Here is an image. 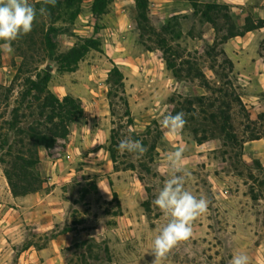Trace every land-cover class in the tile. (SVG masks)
<instances>
[{"label": "rangeland", "instance_id": "obj_1", "mask_svg": "<svg viewBox=\"0 0 264 264\" xmlns=\"http://www.w3.org/2000/svg\"><path fill=\"white\" fill-rule=\"evenodd\" d=\"M93 2L81 0L82 11L74 21L70 11L63 14L64 20L57 21L54 53L67 52L84 37H95L98 49H91L73 70L60 68L55 55L42 50L43 45L36 56V63L44 68L47 62L57 66L50 83L52 90L61 97H80L85 112L66 138L50 150L41 148L39 167L46 178L43 190L16 196L0 160V264H70L75 243L89 237L109 240L115 261L112 264H152L153 241L168 222L154 201L170 177L167 157L179 147L185 148L182 163L190 173L185 188L205 198L208 210L193 222L190 240L174 248L161 264H230L236 253L247 254L250 264H264V60L258 51L264 31L254 29L226 44L243 83L239 92L246 109L234 107L231 120L239 140L228 141L214 122L205 123L200 116L194 121L186 110H181L187 121L183 132L179 136L169 134L166 139L161 114L181 112L177 105L184 98L181 94L212 95L203 86L188 85L176 78L169 63L175 64L181 75L190 65H197L212 81L218 80L212 64H220L221 59L216 63L210 53L217 27L195 15L188 4L181 7L180 3L147 0L146 20L142 0H111L101 17L93 13ZM255 2L238 5L233 12L236 21L242 24L248 13L256 19L264 18V0ZM51 22L49 19L46 27ZM139 28L145 40L137 35ZM12 48L11 53L2 49V84L13 82L22 60L18 50ZM114 64L125 73L135 120L127 128V138H131L129 130L141 134L151 128L147 149L157 145L158 177L150 184L151 192L139 172L127 168L131 161L139 162L134 154V158L127 152L122 154L125 156L119 159V170L111 158L113 116L108 78ZM17 96L15 90L12 103ZM10 106L5 101L0 105V125L9 116ZM194 127H199L201 136H207L203 142L194 138L190 130ZM251 134L260 137L243 141ZM91 177L99 191L92 189L86 197L78 194L79 203L70 192H64V186L74 178L91 187ZM115 192L118 196L110 203ZM75 209L80 210L77 216L82 221L74 230L48 243L40 241L44 243L42 248L31 246L18 253V245L34 238L27 225H36L35 231L40 234L52 230L58 222L62 229L74 223Z\"/></svg>", "mask_w": 264, "mask_h": 264}, {"label": "trees", "instance_id": "obj_2", "mask_svg": "<svg viewBox=\"0 0 264 264\" xmlns=\"http://www.w3.org/2000/svg\"><path fill=\"white\" fill-rule=\"evenodd\" d=\"M111 0H94L92 11L97 17L103 16L109 8ZM144 2V11L142 16L148 20L147 0ZM195 14L201 15L209 22L213 23L218 31L211 44V55L214 60L221 59V63L212 64L219 78L212 81L199 66H189L187 73L181 75L179 70H175V64L169 60V67L174 71L175 77L186 81L188 85H200L211 92L212 95L203 94L197 96H184L182 100L177 101L180 111L186 110L185 113L191 116L194 121L198 116L207 123L212 121L221 129L223 135L228 141H238L239 135L235 131L231 122L233 110L237 108L246 109L242 100L240 90L243 89V83L236 70L234 59L226 49V43L235 36L245 35L247 31L260 29L264 27V18H254L248 15L243 24L235 19L232 6L226 2L190 0ZM37 9L36 21L32 31L27 35H22L12 45L21 54L22 60L19 64L17 73L11 84L0 83V105L5 101L10 106L9 116L4 118L3 124L0 125V160L4 163L5 175L16 196H24L43 190L46 186L44 177L39 164L42 160L41 148L52 149L56 143L66 138L73 128L80 122L84 116L85 108L83 100L73 94H66L61 97L55 93L51 86L53 72L36 63V56L40 54V46L43 45L47 53L55 55L60 63V68L64 70H73L79 66L80 61L93 48L98 49V42L95 37H84L77 42L70 50L64 53H54L56 49L55 35L58 34L59 27L56 26L59 19H63V14L67 11L72 13L71 21H74L82 11L81 0H57L53 7L47 5L48 13L39 14L42 6L39 3H32ZM41 17V18H40ZM43 19V25L40 22ZM52 20L51 24L46 27V22ZM143 22L140 21V25ZM222 24V25H220ZM36 33V34H35ZM139 37L145 40V35L141 28L136 30ZM143 34V35H142ZM39 36V39H36ZM4 41H0L3 45ZM259 54L264 60V37L259 41ZM2 48H0V58ZM109 99L111 104V113L113 116V127L110 136V153L114 161L115 168L120 169L119 159L121 156L118 151V144L121 139L127 138V128L134 124L133 111L127 96L126 76L123 69L114 64L109 71ZM17 88V89H16ZM15 90L18 96L11 101V95ZM221 93L222 97H217ZM228 97H233L228 100ZM174 101L176 98L173 99ZM195 102L199 105L196 106ZM188 126V125H187ZM189 128V126H188ZM193 136L199 142L206 139V135H200L199 127L190 128ZM131 139L141 140L145 147L148 146V140L152 134L151 128L146 132L136 134L130 131ZM260 136L251 134L245 136L243 141L256 139ZM156 142V140H155ZM157 145L151 146L143 157L138 159V163L131 161L127 168H133L140 174L141 179L146 182L149 192L152 191L150 184L153 178L158 177L156 150ZM128 157L134 158L131 153ZM92 178V177H91ZM94 189L99 191L98 183L92 178L91 187L82 180L74 178L64 186V192H70L74 197V202L79 203L81 197H86ZM77 193V194H76ZM118 196L114 193V198ZM145 205L150 207L149 201ZM75 220L73 224H66L64 228L59 229L62 225L56 223L55 228L48 230L43 234L35 231L36 225H27L34 237L32 240H24L18 249V253L30 248L31 246L44 247V243L50 242L60 234L74 230L82 220L78 218L79 209L74 211ZM39 238V239H37ZM40 241H44L41 243ZM76 251L70 264H112L114 263L113 252L109 240H98L93 237L82 238L76 243Z\"/></svg>", "mask_w": 264, "mask_h": 264}, {"label": "clouds", "instance_id": "obj_3", "mask_svg": "<svg viewBox=\"0 0 264 264\" xmlns=\"http://www.w3.org/2000/svg\"><path fill=\"white\" fill-rule=\"evenodd\" d=\"M57 0H36L42 6L40 15L48 13L47 5L55 6ZM37 9L29 0H0V45L5 52L11 53L12 43L22 35L29 34L36 21ZM162 127L166 129L165 138L169 134L179 136L187 123L185 114H161ZM120 154H134L137 159L144 156L148 149L141 140L131 138L121 139L118 144ZM185 148L179 147L167 157L170 177L164 182L154 203L168 217V222L159 230L150 251L154 254L152 264H161L170 252L182 242L190 240L193 234V222L208 210V202L203 197L195 196L185 188V178L188 173L182 163ZM105 190V189H104ZM107 191V190H105ZM230 264H250V258L245 253L233 255Z\"/></svg>", "mask_w": 264, "mask_h": 264}, {"label": "crops", "instance_id": "obj_4", "mask_svg": "<svg viewBox=\"0 0 264 264\" xmlns=\"http://www.w3.org/2000/svg\"><path fill=\"white\" fill-rule=\"evenodd\" d=\"M160 3L161 2H165V3H168V4H170V5H175V4H178L179 5V3H180V6L181 7H185L186 5L185 4H188V5H191V7H192V11H193V13L195 14V9H194V7H193V5H192V3L190 2V0H158ZM203 1H216V2H226V3H229V4H231V6H232V10H233V12H234V9L235 8H239V6L238 5H242V3H257V2H255V1H259V0H203ZM184 9V8H183ZM240 9H243V7H240ZM185 10V9H184ZM184 10H182V11H184ZM188 10H190V9H188ZM192 11H190V12H192ZM196 15V14H195ZM248 15H250L249 13L248 14H246V16L244 17V21H245V18L248 16ZM198 16H201V15H198ZM261 17H264V14H261ZM244 23V22H243ZM242 23V24H243ZM264 28V27H263ZM263 28H260V29H255V30H259L260 32H262V31H264V29ZM251 31H253V30H250V31H247L246 33H245V35H242V36H235V37H232L231 39H233V38H238V37H245L246 35H248ZM263 33V32H262ZM228 43V42H227ZM226 43V44H227ZM227 49V48H226Z\"/></svg>", "mask_w": 264, "mask_h": 264}, {"label": "water", "instance_id": "obj_5", "mask_svg": "<svg viewBox=\"0 0 264 264\" xmlns=\"http://www.w3.org/2000/svg\"><path fill=\"white\" fill-rule=\"evenodd\" d=\"M45 68H47L48 70H50V71H52V72H54V71H56L57 70V66L55 65V64H50V62H47L46 64H45Z\"/></svg>", "mask_w": 264, "mask_h": 264}]
</instances>
